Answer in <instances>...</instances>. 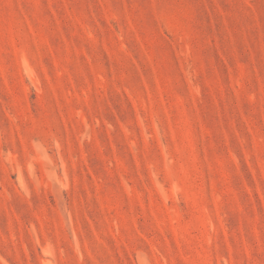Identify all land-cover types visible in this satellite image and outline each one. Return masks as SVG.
I'll use <instances>...</instances> for the list:
<instances>
[{"label":"rangeland","instance_id":"374dc122","mask_svg":"<svg viewBox=\"0 0 264 264\" xmlns=\"http://www.w3.org/2000/svg\"><path fill=\"white\" fill-rule=\"evenodd\" d=\"M0 264H264V0H0Z\"/></svg>","mask_w":264,"mask_h":264}]
</instances>
